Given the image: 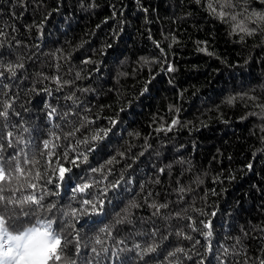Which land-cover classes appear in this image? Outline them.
<instances>
[{"label": "trees", "instance_id": "obj_1", "mask_svg": "<svg viewBox=\"0 0 264 264\" xmlns=\"http://www.w3.org/2000/svg\"><path fill=\"white\" fill-rule=\"evenodd\" d=\"M206 3L0 0V60L24 64L13 81L15 110L21 114L13 122L22 119L30 129L23 133L32 141L29 147L43 150L52 124L70 130L56 117L49 123L45 104L59 113L78 112L68 117L72 121L99 117L92 128L108 127V119L119 114L115 135L110 134L103 152L94 153L90 162L99 166L115 156L109 180L123 176L124 182L109 193L113 206L104 223L84 231L94 236L127 208L132 223L118 225L113 235L118 240L158 229L148 240L159 245L145 257L149 264H169V251L177 246L192 249L196 240L200 243L189 252L192 259L178 254L179 264L264 260V118L249 115L259 113L257 105L264 104V35L241 41L230 34V24L209 14ZM250 7L261 10L264 4L251 0ZM169 64L175 71H167ZM53 76L70 83L57 91L51 79H44ZM145 86L148 91L141 95ZM232 97L236 99L229 104ZM174 119L179 123L173 126ZM162 127L171 131H157ZM70 199L64 185L60 202ZM133 201L139 206L129 208ZM153 202L168 207L153 215ZM184 210L197 228H203L200 221H212L211 253L205 252L204 237L187 227L189 221L175 216ZM181 228L192 241L175 235ZM144 239L135 237L136 242ZM114 243L106 239L105 246ZM126 243L131 247L133 240ZM223 247L229 248L227 257ZM69 251L74 252L71 245ZM121 260L143 264L134 251L123 253Z\"/></svg>", "mask_w": 264, "mask_h": 264}, {"label": "snow or ice", "instance_id": "obj_2", "mask_svg": "<svg viewBox=\"0 0 264 264\" xmlns=\"http://www.w3.org/2000/svg\"><path fill=\"white\" fill-rule=\"evenodd\" d=\"M195 2L201 4V0ZM258 2L264 4V0ZM250 5L251 0H207L206 10L214 18L230 24V34L239 35L243 41L245 37L257 33L264 35V9L257 10ZM40 27L42 29V25ZM199 50L207 51L205 48ZM23 68V63L14 64L0 60V264H77V257L79 264H105L106 261L108 264H114V261L126 264V260H121V256L132 251L143 264H149L145 257L156 253L159 245L155 242L148 243V240L155 237L158 229L151 233L139 231L129 233L128 237L118 240L113 235L114 229L119 232L118 225L132 223L127 208L123 215L116 214L117 218L113 223L104 224L99 228L94 236L84 231L87 227L90 232L95 225L104 223L110 213L109 206H113L109 193L121 188L124 182L123 176L115 182L109 180L113 174V169L109 166L116 161L115 156L99 166H94L90 162V157L94 153L103 152L104 142L110 138V134L115 135L114 130L121 123L119 114L108 119V127L92 128L90 126L95 125L99 117L94 120L84 116L72 121L68 117L78 116V112L59 113L55 107L45 104V107L50 109L47 112L49 123L51 124L52 119L56 117L64 121L70 130L64 131L59 123L52 124L48 130L49 138L42 141L43 150H39L35 145L29 147L32 141L23 135L30 132L29 127L24 126L22 119L13 122V117L21 115L15 110L18 93L13 91V81L19 78L17 73ZM167 71L175 69L169 64ZM76 76L77 79L82 78L79 72ZM44 79H51L57 85V91L70 83L62 81L59 76ZM43 91L51 95L49 89L45 88ZM147 91L148 88L145 86L141 95ZM67 98L73 99V96ZM235 99L229 98L227 102L232 104ZM257 107L260 108V112L249 115H260L264 118V104H258ZM178 123V120L172 121L173 126ZM57 129L60 131L57 132ZM34 131L39 136V130ZM157 131H171V127L167 129L162 127ZM119 155L123 157L124 153ZM248 167L251 168L252 165ZM64 185L69 186L71 193L70 202L67 204L60 202ZM179 191L184 192L185 189L180 188ZM138 206L133 201L129 208ZM150 207L155 209L153 215H158L160 210L167 208L168 205L153 202ZM210 215L214 217L216 213L212 212ZM175 216L189 221L187 227L191 232H199L204 237L205 252L213 251L214 225L211 220L200 221L203 228H197L186 210L183 215L176 212ZM175 235L184 240H193L183 228L178 229ZM137 236L145 238L143 243L135 241ZM129 238L133 240L131 247L126 243ZM106 239L115 242L112 248L105 246ZM199 243L200 241L196 240L192 249L187 250L177 246L167 253L165 259L169 260V264H179L178 254H183L191 260L189 252L195 250L196 244ZM70 245L74 252L69 251ZM222 253L227 257L229 248L223 247ZM197 264H204V260H199ZM221 264L224 262L221 261ZM260 264H264V260H261Z\"/></svg>", "mask_w": 264, "mask_h": 264}]
</instances>
